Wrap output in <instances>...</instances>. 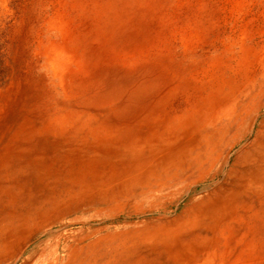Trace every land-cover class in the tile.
<instances>
[{
    "label": "bare ground",
    "instance_id": "bare-ground-1",
    "mask_svg": "<svg viewBox=\"0 0 264 264\" xmlns=\"http://www.w3.org/2000/svg\"><path fill=\"white\" fill-rule=\"evenodd\" d=\"M0 264H264V0H0Z\"/></svg>",
    "mask_w": 264,
    "mask_h": 264
}]
</instances>
